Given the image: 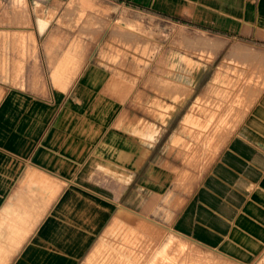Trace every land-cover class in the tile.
Returning <instances> with one entry per match:
<instances>
[{"label":"crops","instance_id":"obj_1","mask_svg":"<svg viewBox=\"0 0 264 264\" xmlns=\"http://www.w3.org/2000/svg\"><path fill=\"white\" fill-rule=\"evenodd\" d=\"M27 1L54 9L60 0ZM109 2L177 8L172 0ZM217 2L220 16L254 14L247 0ZM204 62L182 65L186 76L197 71L193 82L167 63L131 85L106 66L62 68L56 59L41 70L29 64L36 75L4 86L0 220L13 208L38 218L4 264L15 256L13 264H82L100 240L124 246L115 220L128 215L153 227L139 264L264 259V90L225 143L207 147L214 114L198 101L210 81ZM11 224L2 241L15 239Z\"/></svg>","mask_w":264,"mask_h":264},{"label":"rangeland","instance_id":"obj_2","mask_svg":"<svg viewBox=\"0 0 264 264\" xmlns=\"http://www.w3.org/2000/svg\"><path fill=\"white\" fill-rule=\"evenodd\" d=\"M172 1L177 8L160 11L109 0H60L54 9L31 7L27 0H0V94L5 85H19L25 75H36L29 64L41 70L56 59L62 68L85 63L106 66L118 83L131 85L156 66L172 64L179 76L188 60L195 64L205 60L210 81L198 101L210 116L215 115L207 125L214 132L205 145L224 144L264 90V0H247L254 14L237 18L220 16L214 7L220 5L217 0ZM66 48L73 54L59 57L57 53ZM196 72L183 75L193 82ZM128 216L115 220L114 235L119 230L124 246L113 242L106 246L100 240L82 264H139L152 244L148 233L154 234L153 227ZM37 221L25 208H13L7 221L0 220L2 231L17 222V233H11L15 239H0V264L20 253L17 247L23 246ZM255 264H264V259Z\"/></svg>","mask_w":264,"mask_h":264}]
</instances>
